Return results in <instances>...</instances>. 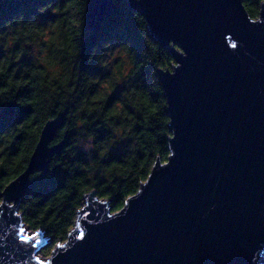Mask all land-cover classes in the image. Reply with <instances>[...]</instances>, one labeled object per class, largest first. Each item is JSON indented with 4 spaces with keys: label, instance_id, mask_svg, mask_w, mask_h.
Returning <instances> with one entry per match:
<instances>
[{
    "label": "water",
    "instance_id": "1",
    "mask_svg": "<svg viewBox=\"0 0 264 264\" xmlns=\"http://www.w3.org/2000/svg\"><path fill=\"white\" fill-rule=\"evenodd\" d=\"M124 2L173 59L155 71L168 164L155 160L123 212L86 193L65 240L41 259L46 233L26 234L19 206L67 143L52 144L60 119L47 120L25 169L0 193V264H264V3L252 19L242 0ZM115 9L113 0H85V28ZM13 113L6 104L3 114Z\"/></svg>",
    "mask_w": 264,
    "mask_h": 264
},
{
    "label": "trees",
    "instance_id": "2",
    "mask_svg": "<svg viewBox=\"0 0 264 264\" xmlns=\"http://www.w3.org/2000/svg\"><path fill=\"white\" fill-rule=\"evenodd\" d=\"M113 1L115 12L92 30L85 0L0 1V193L25 169L47 120L60 119L52 144L67 138L19 206L26 228L46 233L41 255L65 240L86 193L116 212L169 153L155 71L173 59L140 13ZM242 4L258 17L261 0Z\"/></svg>",
    "mask_w": 264,
    "mask_h": 264
},
{
    "label": "snow or ice",
    "instance_id": "3",
    "mask_svg": "<svg viewBox=\"0 0 264 264\" xmlns=\"http://www.w3.org/2000/svg\"><path fill=\"white\" fill-rule=\"evenodd\" d=\"M261 3H264V0H261ZM251 23L255 24L256 21H252ZM232 48L235 49V50H238V45H237V44H232ZM177 51H179V49H177ZM169 123H170V121H169ZM157 154H159V153H157ZM167 164H168V160H165V165H167ZM145 183H147V182H145ZM2 204H3V201L0 200V205H2ZM123 210H124L123 208L119 209L120 212H123ZM116 214H117V213H113V215H116ZM78 237H79V239H81V240L84 239V235H83L82 233L78 234ZM24 239H25V241L27 242L29 238H28V237H25ZM32 239H35V238H32ZM59 247H60V248H63L64 245L61 244V245H59ZM37 264H44V261L41 260L39 257H37Z\"/></svg>",
    "mask_w": 264,
    "mask_h": 264
},
{
    "label": "rangeland",
    "instance_id": "4",
    "mask_svg": "<svg viewBox=\"0 0 264 264\" xmlns=\"http://www.w3.org/2000/svg\"><path fill=\"white\" fill-rule=\"evenodd\" d=\"M113 55H114V53H111V54H110V56H113ZM115 55L117 56V52L115 53ZM125 68H126V65H125ZM99 200H101V199H99ZM74 223H75V221H74ZM73 226H74V224H73ZM73 226H72V228H73ZM70 230H71V229H70ZM70 230H69V231H70ZM25 231H26V234H27V232H28V231H31V230L27 229L26 226H25ZM69 231H68V232H69ZM67 234H68V233H67ZM39 256L41 257V259H46V258L48 257V255L45 256V255H41L40 253H39Z\"/></svg>",
    "mask_w": 264,
    "mask_h": 264
}]
</instances>
